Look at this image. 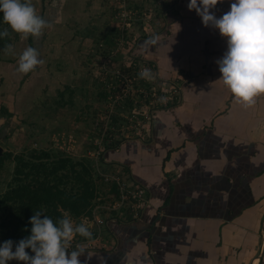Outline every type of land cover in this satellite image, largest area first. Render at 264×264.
I'll use <instances>...</instances> for the list:
<instances>
[{"label": "rangeland", "instance_id": "374dc122", "mask_svg": "<svg viewBox=\"0 0 264 264\" xmlns=\"http://www.w3.org/2000/svg\"><path fill=\"white\" fill-rule=\"evenodd\" d=\"M31 2L47 25L39 36L31 34V44L11 31L13 52H0V194L11 183L14 155L46 150L51 158L68 156L88 169L95 197L84 215L64 212L74 229L84 224L92 232H74L65 251L104 246L108 222L137 219L149 203L147 190L117 159L121 147L137 140L153 145L160 120H172L161 111L181 105L182 112L201 100L192 80L198 75L189 72L191 62L200 64L189 53L201 42L186 18L188 0ZM153 34L158 44L145 49ZM28 46L43 62L28 73H8L5 65L18 64ZM143 68L151 69V79L138 75ZM168 104L174 105L160 107Z\"/></svg>", "mask_w": 264, "mask_h": 264}, {"label": "crops", "instance_id": "0c3cea01", "mask_svg": "<svg viewBox=\"0 0 264 264\" xmlns=\"http://www.w3.org/2000/svg\"><path fill=\"white\" fill-rule=\"evenodd\" d=\"M230 3L211 11L220 16ZM198 16L186 18L193 39L202 37L189 53L199 57L189 72L202 98L161 111L172 120H160L153 145H122L117 159L149 203L137 219L108 222L104 246L83 249L81 264H264V93L249 106L237 101L219 79L227 38ZM214 31L218 43L206 44ZM5 67L18 73V64Z\"/></svg>", "mask_w": 264, "mask_h": 264}, {"label": "clouds", "instance_id": "9594fccd", "mask_svg": "<svg viewBox=\"0 0 264 264\" xmlns=\"http://www.w3.org/2000/svg\"><path fill=\"white\" fill-rule=\"evenodd\" d=\"M218 0H188L187 8L195 10L205 25L211 23L221 35L227 38V48L217 61L220 80L238 102L245 106L255 103V97L264 93V0H231L228 10L216 16L211 9ZM0 20L12 30L27 38L29 34L39 36L47 21L38 14L31 0H0ZM8 35V29L0 30V37ZM158 44L156 34L144 41L143 47ZM4 51L12 53L13 45L7 44ZM14 54V53H13ZM43 61L38 58L37 49L28 46L18 56L17 71L28 73ZM138 75L152 78L150 68H143ZM30 235L15 244L6 239L0 243V264L9 260L25 261L27 264H81L78 256L83 249L71 251L66 256V245L74 232L91 237L92 232L79 224L72 226L65 218L60 226L48 216L41 218L39 211L29 217ZM26 248L34 254L30 255Z\"/></svg>", "mask_w": 264, "mask_h": 264}, {"label": "trees", "instance_id": "16d2710c", "mask_svg": "<svg viewBox=\"0 0 264 264\" xmlns=\"http://www.w3.org/2000/svg\"><path fill=\"white\" fill-rule=\"evenodd\" d=\"M5 24L0 20V30L5 28ZM11 31L14 32L9 28L8 35L0 37V52L10 44ZM201 39L198 36L200 42ZM214 41H219L217 31H214V35L207 36L206 44ZM27 42L31 44V34L28 35ZM171 105L160 107L166 109ZM2 110L7 111L5 108ZM13 159L15 165L11 183L0 194V243L12 239L15 245L20 239L30 235L29 217L38 211L41 218L48 216L57 226L64 219L65 211L76 217L88 211L95 197V189L84 165L68 156L51 158L46 150L32 153L28 157L24 154L14 155ZM3 160V156H0V166ZM132 180L139 187L145 188L135 179Z\"/></svg>", "mask_w": 264, "mask_h": 264}, {"label": "built area", "instance_id": "2783aa9c", "mask_svg": "<svg viewBox=\"0 0 264 264\" xmlns=\"http://www.w3.org/2000/svg\"><path fill=\"white\" fill-rule=\"evenodd\" d=\"M143 189V188H142Z\"/></svg>", "mask_w": 264, "mask_h": 264}]
</instances>
